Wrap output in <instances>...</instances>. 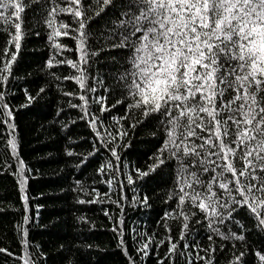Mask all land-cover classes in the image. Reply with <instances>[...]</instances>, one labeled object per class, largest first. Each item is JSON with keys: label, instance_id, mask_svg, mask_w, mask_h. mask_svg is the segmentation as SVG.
Segmentation results:
<instances>
[{"label": "snow or ice", "instance_id": "obj_1", "mask_svg": "<svg viewBox=\"0 0 264 264\" xmlns=\"http://www.w3.org/2000/svg\"><path fill=\"white\" fill-rule=\"evenodd\" d=\"M29 12L31 28L27 27ZM61 17H71L72 23ZM40 25L48 29L47 41L58 50L49 55L41 71L58 81H75L80 92L63 91L62 95L78 97L81 103L69 101L68 106L80 110L78 119L86 121L98 141L90 151L65 149L67 156L83 157L75 166L85 165L104 149L110 158L106 157L96 171L103 176L107 170L110 178L101 182L111 191L118 177L129 185L134 179L139 181L145 195H134L132 200L144 207H150L148 186L163 180L172 182L164 200L172 203L161 218L166 236L157 242L152 234H132L141 259L147 258L153 247L158 249L166 243L167 251L156 264H164L165 259L176 264L177 256L183 264H214L218 238L219 249L230 253L225 264H264V245L248 246L250 236H264V0H0V31L7 36L0 47V131L14 158L16 125L7 102L11 94L7 85L10 79H24L14 75V65L24 36L39 37ZM61 36H71L75 49L55 41ZM61 50L75 51L76 58L57 59ZM102 63L108 76L102 77L98 69L92 75L91 69ZM61 64L77 74L57 76L48 71ZM109 79L113 86H108ZM117 89L120 95L108 104L105 94L115 96ZM24 95L26 104L20 107L43 99L46 85L35 95L25 89ZM90 102L98 104L102 114L109 112L114 126L90 113ZM117 107L121 114L111 115ZM57 122L61 131L68 127L63 121ZM137 128L148 130L153 142L145 165L129 169L126 160L121 166L120 150L130 147L126 142L132 139L129 130L135 132ZM25 168L24 161L18 160L14 175L27 212ZM75 185L77 203L98 202L79 195L98 196L95 188L89 189L79 180ZM115 186L121 192L120 199H125L123 184L117 182ZM113 202L120 207L119 200ZM104 214L108 216L107 210ZM76 219L90 229L95 227L84 216ZM169 219L179 221L176 238ZM24 223H28L27 215ZM19 228L17 225L18 232ZM200 229L209 242L207 246L189 242ZM112 231L118 233V246L129 264H137L129 255L123 229ZM21 244L23 255L15 259L22 264H48L47 254L39 245L35 246L37 255L28 250L26 239H21ZM0 253L14 256L4 247Z\"/></svg>", "mask_w": 264, "mask_h": 264}, {"label": "trees", "instance_id": "obj_2", "mask_svg": "<svg viewBox=\"0 0 264 264\" xmlns=\"http://www.w3.org/2000/svg\"><path fill=\"white\" fill-rule=\"evenodd\" d=\"M61 18L66 19L69 24L72 23L71 17ZM27 20V27L31 28L33 24L31 12L28 13ZM38 30H41L39 37L34 34L24 36L18 54V63L14 65V75L23 76L24 79H10L7 85L11 93L7 102L12 106V122L16 125L17 156L13 157L6 146L4 133L0 131V247L7 248L14 256L10 257L0 253V264H22V261L15 259L23 255L21 239L28 241V250L33 253H37L35 246L39 245L40 249L47 254L48 264H65L67 260H71L72 264H129L128 257L118 246V233L112 231L113 228L123 229L129 255L136 259L137 264H156L158 257H164L167 244L161 245L158 249L153 247L150 249V255L142 260L135 251L136 246L133 245L131 237L134 232L147 233L152 234L158 242L166 236L162 227L164 221L161 218L164 211L169 210V204L172 203L171 201L169 204L164 203L167 189L171 187L172 182L163 180L148 186L146 194L149 197L150 207H144L132 200L134 195L138 198L145 195V188L139 181L134 179V183L129 185L126 179L118 177L111 191L107 183L101 182L110 178L107 170L103 176L96 171L106 157L110 158V154L104 149L90 157L85 165L79 168L75 166L83 157L67 156L65 149H70L74 153L90 151L91 145L98 141L93 139V134L86 121L78 119L82 115L80 110L68 106L69 101L81 103L78 97L62 95L63 91L80 92L75 81H58L41 71L49 55L55 54L58 50L52 48L47 41L45 33L48 29L40 25ZM12 31L14 32V28ZM6 39V34L0 31V47ZM54 39L56 42L67 45L68 49H75V41L71 36ZM64 57L75 59L76 53L61 50V54L56 56L57 59ZM97 69L102 77L108 76L105 64L94 66L91 74L96 75ZM48 71L57 76L77 74L67 64L54 65ZM107 84L113 86V80L109 79ZM42 85H46L44 98L27 107H20L26 104L24 90L28 89L32 95H35L36 90ZM98 94L104 93L98 92ZM105 95L108 97L107 103L112 104L120 92L117 89L115 96L111 92ZM91 96L92 94H89V97ZM88 109L90 113L101 117L105 124L114 126V121L109 119L110 113L102 114L98 104L90 102ZM58 110L59 116L57 117ZM117 114H121L119 107L111 111V115ZM57 119L68 124V127L61 131V124L57 122ZM69 121L74 123H69ZM0 128H3V125H0ZM100 131L103 132V129ZM129 136L132 139L126 142H130V147L120 150L123 158L121 166L126 160L129 169L143 167L153 137L148 130L141 128H137L135 132L129 130ZM69 137L74 143H69ZM18 160H23L26 166L24 175L27 177L25 185L28 197L27 212H25V202L20 199L17 176L14 175ZM112 162L117 163L115 160ZM28 169L31 171L29 172ZM130 174L135 177V172L130 171ZM76 180L88 186L89 189L97 190L98 196L96 193L87 196L79 194L85 200L95 198L97 203L79 204L76 202L78 193L73 191L76 187ZM117 182L123 184L122 195L125 199H120L121 192L115 186ZM105 193H108V196H105ZM117 200H119L120 207L113 202ZM134 203L135 206H133ZM105 210L108 216H105ZM25 215L28 216L27 224L24 223ZM79 216H84L87 220L94 222L95 227L90 229L88 224L78 223L76 218ZM157 221L160 223L158 224ZM167 223L172 228V236L176 238L179 232V221L169 219ZM17 225L20 226L19 232ZM195 227L199 228V226ZM25 229L27 230L26 237L24 236ZM249 240L251 241L249 248L253 243L264 245V236L259 233L250 236ZM196 241L201 246L208 245L209 242L203 229L195 234L194 239L189 237L190 243ZM219 243L217 238L214 264H225L230 253L227 250L221 251L218 247ZM84 244H91L93 247L85 248ZM61 245L63 249L60 248ZM32 258L35 259L36 256ZM164 264H168L167 259L164 260ZM176 264H183L179 256L176 258ZM199 264H204V262L200 261Z\"/></svg>", "mask_w": 264, "mask_h": 264}]
</instances>
